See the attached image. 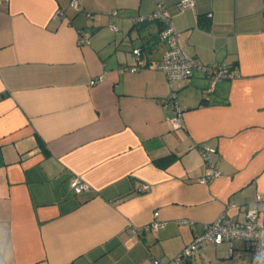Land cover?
Returning <instances> with one entry per match:
<instances>
[{"label":"crops","instance_id":"crops-1","mask_svg":"<svg viewBox=\"0 0 264 264\" xmlns=\"http://www.w3.org/2000/svg\"><path fill=\"white\" fill-rule=\"evenodd\" d=\"M69 1L0 4V226L11 264L167 262L221 213L242 221L264 194V0ZM157 2L182 50L234 76L208 93L199 68L171 82L153 68L160 23L132 18ZM134 47L144 63L131 71ZM172 91L179 127L163 106ZM202 144L220 172L208 183ZM75 176L88 184L77 194ZM154 212L157 229L147 227ZM245 261L243 240H206L177 264Z\"/></svg>","mask_w":264,"mask_h":264},{"label":"built area","instance_id":"built-area-1","mask_svg":"<svg viewBox=\"0 0 264 264\" xmlns=\"http://www.w3.org/2000/svg\"><path fill=\"white\" fill-rule=\"evenodd\" d=\"M1 3L2 0H0V4ZM79 3L80 0L69 1V4L74 8H78ZM193 5V0H182L178 3L180 8L192 7ZM112 13L115 15L117 11L113 10ZM132 20L134 24L145 21H159L162 23V29L159 31V40L164 44V49L161 56L151 64L153 68L165 72L169 82L176 78H189L192 75L193 69L199 68L207 76L208 85L206 91L209 93L212 92L219 80L234 76L232 70H230L225 63L203 64L179 47L178 32L172 25L169 16L165 13L161 2L156 3V8L154 10L137 14L133 16ZM82 42H88L87 36L84 34H82ZM132 53L136 58V63L131 65L129 69L135 71L144 63L142 50L140 47H134ZM99 78L100 75L92 79L90 83H95ZM163 106L171 110V123L173 126H181L182 109L176 100L175 92L172 91L170 93L169 97L164 101ZM199 150L205 162V172L201 176L200 181L208 183L220 174L214 158L216 150L213 146L207 144H202ZM70 186L76 194L88 188V184L78 176L72 178ZM149 188L148 184H143L141 187L142 190H148ZM262 210H264V194H257L256 204L245 210L244 219L242 221L233 220L228 218L224 213H221L215 220L205 224L201 231L195 234L193 239L182 249L179 256L167 262L156 257L152 259V264H177L181 260L192 257L203 247L206 240H211L214 243H221L223 241L231 243L235 239H241L247 244L250 251L249 264H252L253 258L259 248V241L254 235L264 229V223L258 221L259 214ZM157 214L158 212H154V218L147 227L157 229L162 226V222L156 217ZM232 250L233 248L230 246L228 249V256H231Z\"/></svg>","mask_w":264,"mask_h":264},{"label":"clouds","instance_id":"clouds-1","mask_svg":"<svg viewBox=\"0 0 264 264\" xmlns=\"http://www.w3.org/2000/svg\"><path fill=\"white\" fill-rule=\"evenodd\" d=\"M7 237L8 230L4 226H0V264H11L14 254V245L8 241ZM254 237L259 241V248L252 264H264V229L255 233ZM243 264H247V262L245 261Z\"/></svg>","mask_w":264,"mask_h":264},{"label":"trees","instance_id":"trees-1","mask_svg":"<svg viewBox=\"0 0 264 264\" xmlns=\"http://www.w3.org/2000/svg\"><path fill=\"white\" fill-rule=\"evenodd\" d=\"M148 22H159V21H145V22H140V23H138V24H135V27H137L138 25H145L146 23H148ZM160 23V27H159V30H161L162 29V23L161 22H159ZM137 25V26H136Z\"/></svg>","mask_w":264,"mask_h":264}]
</instances>
